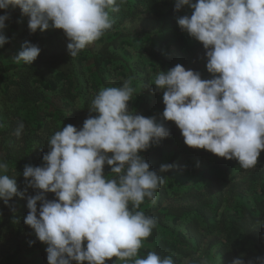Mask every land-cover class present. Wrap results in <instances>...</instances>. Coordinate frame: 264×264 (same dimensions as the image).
<instances>
[{
    "label": "clouds",
    "instance_id": "9594fccd",
    "mask_svg": "<svg viewBox=\"0 0 264 264\" xmlns=\"http://www.w3.org/2000/svg\"><path fill=\"white\" fill-rule=\"evenodd\" d=\"M125 3L0 0V48L8 42L9 7L28 17L30 34L50 26L62 30L69 55L76 57L112 30L110 13ZM184 6L191 14L178 17L177 25L202 44L211 78L180 64L166 72L159 69L152 84L163 91L162 119L174 122L185 145L251 169L264 150V0H174V12ZM40 51L25 41L13 59L31 65ZM133 81L130 76L120 86L99 90L89 109L96 115H89L81 128L68 124L56 131L42 165H25L24 190L18 191L7 162L0 160V200L7 205L14 196L25 198L27 188L36 190L26 197L23 222L47 245V264H105L113 257L121 264H175L171 255L155 251L138 255L157 224L139 209L146 199L156 203L164 182L139 153L167 138L170 130L156 117L129 110L128 102L137 95ZM24 127L17 123V138ZM105 166L111 175L105 174ZM173 167L162 164L159 172ZM47 193L54 199H47ZM231 264L245 262L237 257ZM247 264H264V258Z\"/></svg>",
    "mask_w": 264,
    "mask_h": 264
},
{
    "label": "trees",
    "instance_id": "16d2710c",
    "mask_svg": "<svg viewBox=\"0 0 264 264\" xmlns=\"http://www.w3.org/2000/svg\"><path fill=\"white\" fill-rule=\"evenodd\" d=\"M7 11L10 19L5 21L8 32L4 35L8 42L0 48V160L7 162V174L16 180L18 191L26 186L25 165H42L50 137L68 124L81 128L89 115H96L89 109L99 90L120 86L131 76L137 95L128 102L129 110L156 117L170 130L167 138L139 153L164 182L157 190L156 203L146 199L139 209L155 217L157 224L138 255L143 258L147 252L155 251L162 256L171 255L175 264H182L200 251L209 237L221 264H231L228 261L237 257L245 264L264 258V150L255 167L243 169L235 159L226 160L204 149L191 148L185 145L174 122L162 119L163 91L158 95L142 93L159 69L166 72L177 64L193 66L203 56L202 44L176 22L178 17L191 14L188 6L174 12V0H126L119 12L110 13L115 18L112 30L76 57L69 55V41L62 30L50 26L30 34L28 17H22L18 7ZM3 14L4 10H0ZM127 22H134L137 30L126 31ZM10 31H19L20 48L25 41L40 47V54L31 65L23 61L3 62ZM57 37H63L65 44L58 51L45 49L43 44ZM135 51L159 62L160 67L148 65L135 56ZM169 55L171 60L166 57ZM203 62L206 64V58ZM21 121L25 127L17 138L14 130ZM194 156L204 161L195 174L199 180L185 181L182 178L190 174ZM162 164L174 167L159 172ZM104 172L109 174L110 168L105 166ZM171 173L179 175L172 177ZM247 191H251L248 201H236L231 213L222 210L224 204ZM35 194L36 190L29 187L25 198L14 196L7 205L0 200L3 264L47 262V245L33 238V230L23 222L28 213L26 197ZM46 198L54 199V194L47 193ZM105 264H115V257Z\"/></svg>",
    "mask_w": 264,
    "mask_h": 264
},
{
    "label": "rangeland",
    "instance_id": "374dc122",
    "mask_svg": "<svg viewBox=\"0 0 264 264\" xmlns=\"http://www.w3.org/2000/svg\"><path fill=\"white\" fill-rule=\"evenodd\" d=\"M137 26L133 23H129L127 22L125 25V30L126 31H136L137 30ZM8 32L7 28H5V33L6 34ZM19 35V31H10L9 32V44L8 47L6 49H4V57H3V62H6L8 60H12L14 62H16L13 58L18 54V52L21 50L20 48V42L21 39L18 37ZM65 44V39L63 37H57L52 39L51 41H49V43H45L43 44V46L45 47V49H47L48 51H52V50H56L58 51L62 45ZM1 51V50H0ZM1 53V52H0ZM135 56L140 57L143 61H145V63H147L148 65H150V63H154L156 67H160V63L159 62H155L152 59H150L149 57H147L144 53L137 55V51L134 52ZM203 56H201L199 58V60L193 64L189 63L185 69H192L194 71H198L201 73L202 78L204 79H208L211 78V74H209L206 70V64L203 62V59L205 58V50L201 52ZM168 60H171L170 55L166 56ZM22 62V61H20ZM18 63V62H17ZM148 70L150 71L151 68L150 66H148ZM154 80H152L149 85L147 87H144L142 89V93L148 92L151 95H158L159 93L162 92V90H156V86L153 83ZM169 123H172L171 121H169ZM177 147V143L175 142L173 145V148L176 149ZM204 164V161H201L198 156H194L191 160V166H190V174L188 176H185L184 179L185 181H198L199 178L198 176H196L195 174L198 172L199 167H201ZM178 173H171L172 177H178ZM236 180H242V177H236ZM251 194V191H247L245 192V194L242 197H238L236 198V200H234L232 203L230 204H224L222 207V210L224 212H228L231 213V206L236 203V201H244L247 200L248 201V197ZM33 238L36 239V236L34 234H32ZM210 238L208 237L207 242L205 243V245L200 249V251H198L194 256L184 259L182 261V264H200L201 260H207L209 262V264H221V258L219 257V255L215 252V249L212 246L211 241L209 240ZM2 244H4V242H1ZM2 247V246H1ZM0 247V248H1ZM231 261H228V263H230ZM0 264H3V260H2V256H0ZM31 264H37V263H31ZM43 264H47V262L43 263ZM83 264H87V262H83ZM115 264H121V262L119 260L115 259Z\"/></svg>",
    "mask_w": 264,
    "mask_h": 264
}]
</instances>
